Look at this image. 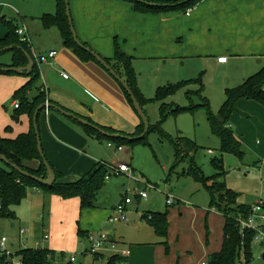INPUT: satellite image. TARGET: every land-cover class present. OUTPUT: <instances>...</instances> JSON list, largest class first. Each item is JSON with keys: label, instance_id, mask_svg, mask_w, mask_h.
<instances>
[{"label": "crops", "instance_id": "0c3cea01", "mask_svg": "<svg viewBox=\"0 0 264 264\" xmlns=\"http://www.w3.org/2000/svg\"><path fill=\"white\" fill-rule=\"evenodd\" d=\"M52 1L48 0L44 8H38L39 20L44 13L56 12L57 0H54L56 8H53ZM70 9L79 38L103 57L114 59L117 39L127 54L134 57L139 53V56L135 55L134 60L143 57L142 49L155 46L165 51L161 58L166 61L174 59L175 63L181 59L211 57L218 67L228 64L231 59L234 61L246 57H263L257 62L258 66L249 63V70L244 66L241 69L245 72L248 70L249 75H254L264 67V0H201L195 7L190 8V15H187V10L140 12L134 10L132 4L125 0H70ZM41 11H44L43 14ZM3 17L17 23L10 15L7 5L0 0V37L7 32ZM23 26L34 55L39 56L51 50L57 51L54 60L39 64L40 85L51 101L81 117L90 118L97 124L124 133H134L141 119L129 103L120 84L106 69L93 60L84 61L79 58L66 46L58 27L43 26L46 30L52 28L57 30L61 36L60 40L47 32L48 35L45 36L51 37L50 40L35 43L25 22ZM23 26L19 27L24 28ZM167 48L173 50L167 51ZM174 48L181 49L186 54H173ZM222 56L227 57L226 62L218 61ZM63 71L68 73V78L62 76ZM242 76L236 78L239 80L236 86L248 78L245 79L243 76V81L240 82ZM28 80L29 77L25 75L20 77L0 73V135L3 137L15 138L18 134L30 130L28 114L21 115L19 120L15 121L11 112L4 108L5 103L13 98L15 91ZM141 91L143 92L142 89ZM13 101L9 107L12 106L14 109ZM244 101L246 100L242 98L235 104L229 125L235 131L243 149L246 146L260 157H264V104L256 100H250L252 103ZM240 111L243 113L242 116L238 113ZM39 123L44 153L53 169L60 174L62 182L80 180L90 173L98 162L116 167L120 163H128L106 160L104 141L107 148H112L113 145L109 146L112 141L89 134L79 122L55 109H45ZM7 127L11 129L7 130ZM253 135L259 137L256 144L250 139ZM123 150L122 146L120 151ZM128 164L132 170L131 164ZM30 165L37 167L39 161H31ZM119 174H111L106 181ZM146 187V184H138V188L143 190ZM46 194L44 198L47 201L42 203L39 212L31 210L27 217L20 211L19 214L15 212V218H8L12 229L16 228L17 223L20 225V234L28 232L25 226L29 227L32 233L34 226L29 219L33 214H39L38 219L41 223L33 230L35 234L22 241L20 249L13 250L7 245V239L5 247L10 254L5 260L0 261V264H22L17 253L27 247L48 248L56 253L64 252L67 254L66 260L71 254L79 255L75 264H96L92 255L87 261L89 254L86 251L89 244L86 236L99 230L111 233L109 235L118 242L119 249L129 248L127 264H178V248L171 247L172 251L166 253L164 237L159 236L147 222L149 219L146 215L156 211L153 203L142 212H138L137 207L130 211L133 204H129L126 220L112 223L109 221L112 210L119 200L121 202L129 195L128 190H121L119 199L110 208L99 207L96 199L95 207L82 209L79 197L65 199L59 195ZM136 197L137 200L142 199L138 194ZM138 202L136 204L133 202L134 206L139 207ZM38 219L33 222L37 223ZM80 231L85 233L83 237ZM46 235L48 238H45ZM222 243L223 239L221 246ZM221 246L208 252L210 254L217 252ZM203 262L204 260L193 264Z\"/></svg>", "mask_w": 264, "mask_h": 264}, {"label": "rangeland", "instance_id": "374dc122", "mask_svg": "<svg viewBox=\"0 0 264 264\" xmlns=\"http://www.w3.org/2000/svg\"><path fill=\"white\" fill-rule=\"evenodd\" d=\"M47 1L2 0L7 5L10 15L20 24L19 26L22 27L24 22L26 23L35 43L50 40L51 37L45 36L48 33L52 37L61 39L60 33L54 28L52 30L44 29L41 20L38 18V8H44ZM52 6L56 8L54 0ZM41 12L43 14L44 11ZM23 27L25 28V26ZM57 34L59 36H54ZM117 43L119 44L118 41ZM159 48L151 46L142 49L141 54L143 57H138L139 59L134 60L135 55L139 56V53L135 54L134 57L131 55L132 62L134 60L133 66L138 75V84L147 98H153L144 106V110L150 124L154 125L161 121L163 104L171 106L167 111L173 110L177 106L182 108L178 112L168 111L161 127L175 140H178L179 137H186L194 141L197 150H192L189 156L187 143L180 141L182 159L178 163L179 165L172 170L175 161L174 147L169 140H162L156 131H152L147 135L149 143L139 142L135 143L134 146L124 145L123 151H120L113 141L112 148H107L106 141H104V158L108 161L128 162L131 164L132 170L130 173L115 175L110 180L105 181L103 188L99 191L96 203L99 207L110 208L119 199V193L123 189L130 191L128 197H133L135 204L139 201V207L134 206V203H132L130 211L137 207L139 208L138 212H142L153 203L156 211L168 212L169 228L167 235L164 236L165 242L169 246V248H166V253L172 251L171 247L178 248V264L200 263L203 260L208 262L210 255L208 251L212 252L216 250L214 248L221 246L225 218L215 205H211L210 192L206 186L183 174V172L188 170L190 160L193 158L207 177L213 176L220 171L216 165H213V160L216 159L218 164L224 168L227 185L238 193L239 203L255 204L260 200L264 201V157H260L246 146H244L245 156L243 158L224 153L221 149L220 139L212 131L207 108L201 106L204 104L203 98H207L210 109L213 113L218 114L226 100V89L235 87L239 81L236 78L239 76L243 75L245 79L252 76L247 73L250 67L249 63L258 66L257 62L263 57H246L234 60L236 63L231 59L228 64L216 67L211 57L194 58L192 60L181 59L177 63H171L174 59L166 61V59L161 58L160 56H164L165 51ZM166 50L171 51L173 49L167 48ZM174 51L173 54H186L181 49L174 48ZM10 58V52L1 55L3 61H9ZM184 61L185 65H183ZM242 66L248 68V70L243 71ZM236 71L238 75H236ZM10 75L24 77V75L19 74ZM200 76L204 84L203 90L201 81L193 82L180 87L174 93L167 95L162 101L155 99L159 89ZM243 76L240 78V82L243 81ZM198 90H202V92L198 93ZM244 99L246 100L245 103H252L250 102L252 99ZM13 100L15 99L11 97L4 105L5 110L11 112V114L14 109L9 106ZM238 113L240 116L243 114L242 111ZM258 138L257 135H253L250 139H253L254 144H256ZM141 183L147 185L148 199L137 200L136 195L143 190L138 188V184ZM150 185L154 187L150 188ZM136 188L138 189L137 194L134 193ZM39 190L35 192L33 190L28 191L25 198L19 204L12 206L11 210L18 214L21 211L27 217H29L31 210L39 212L42 203L47 201L44 195L46 193L53 194ZM168 197L174 199L172 205L167 204ZM38 215V213L33 214L29 219L32 226H34L32 233L29 227L25 226L24 228L28 232L24 234H20L18 223L16 228L12 229L8 218H0V241L3 237H6L8 239L7 245L13 250L20 249L22 241H26L27 238L35 234L33 230L37 228L38 223L40 225L41 220L38 219ZM35 219H38L37 223L33 222ZM147 222L153 227L148 220ZM153 229L155 230L154 227ZM104 232L111 235L107 231ZM81 251L82 249L79 253ZM177 253L178 251H176ZM263 256L264 246L253 243V257L248 264H264ZM91 257L89 254L87 261ZM240 264H246L243 257Z\"/></svg>", "mask_w": 264, "mask_h": 264}, {"label": "trees", "instance_id": "16d2710c", "mask_svg": "<svg viewBox=\"0 0 264 264\" xmlns=\"http://www.w3.org/2000/svg\"><path fill=\"white\" fill-rule=\"evenodd\" d=\"M129 1L134 10L140 12H163L171 10H183L186 11L190 8L195 7L201 0H189L183 3L185 0H125ZM149 2L158 3L162 5H150ZM73 18V17H72ZM40 20L45 28L58 27L66 46L71 48L79 58L84 61L93 60L99 63L90 52L79 47L72 36L68 17L66 15V4L65 0H57V9L55 13H44ZM3 23L7 27V32L0 37V49L8 46H13L12 49L6 50L0 54V67L4 66H15V67H26L29 63L26 56L28 52L33 60L34 67L29 77V80L15 91L13 99L19 101V107L15 108L12 113V118L18 121L20 116L28 114L30 118V130L18 134L15 138H7L0 135V153L8 159L11 164L5 163L0 159V218H15V212L11 210L12 206L19 204L27 195L29 188L41 189L44 192L53 193L59 195L65 199L79 197L81 200V207L91 208L95 207V201L99 194V191L103 188L106 176L110 172L109 165L103 162H98L94 169L82 177L76 182H62L60 181L61 176L56 171V181L52 186L42 184L39 180L34 179L32 176H37L40 179H46L50 172L43 162L41 155L39 154L37 147V138L34 129V114L37 107L46 101H51L44 88L40 85V67L37 60V55H34L30 40H22L21 35L18 33L19 25L13 21L2 18ZM79 37V36H78ZM81 40V38H79ZM81 42L89 47L88 43L81 40ZM10 52L11 60L5 62L1 60V55ZM105 60L115 69V71L123 77L133 90L136 98L141 103L143 109L144 106L153 100L147 98L141 91L138 84V75L133 66L132 56L127 54L115 40V56L114 59L103 57ZM114 62V63H113ZM100 64V63H99ZM101 65V64H100ZM103 67V65H101ZM105 69V67H103ZM108 71V70H107ZM109 72V71H108ZM2 74H17L15 72H3ZM110 73V72H109ZM115 79V78H114ZM201 81V76L195 79L184 80L176 84L170 85L169 87L159 89L156 93L155 99L162 101L167 95L174 93L180 87L185 84H192L193 82ZM125 92V95L129 103L134 108L133 102L130 95L123 88L122 84L117 81ZM264 67L256 74L247 78L244 83L236 87L227 88L225 91L226 100L221 106L218 114L213 113L210 109V103L207 98H203L204 106L207 108V113L213 133L220 139L221 149L224 153H230L243 158L245 156V150L241 142L236 138V133L229 125L231 115L234 111L235 104L242 98L252 99L264 104ZM201 87L203 90L204 84L201 81ZM202 90H198L201 93ZM189 94V93H188ZM55 103V102H53ZM57 104V103H55ZM171 106L163 104L161 113V121L157 124L151 125L149 132L143 138H135L144 131V124L141 121L136 127L134 133H124L113 129L112 127L103 126L95 123L90 118H85L90 122L100 126L109 133H119L122 136L112 138L99 132L98 130L83 125L89 134L95 135L100 138H107L113 141L118 146H134L135 143H149L147 135L156 131L159 133L162 140L167 139L171 142L175 151V161L172 166V170L178 166L181 158V143L186 142L187 152L190 156L191 151L197 150V145L194 141L186 138L179 137L178 140L172 138L167 134L161 127L162 122L166 118L167 112H178L182 110L180 107H175L173 110H168ZM67 110V109H66ZM135 110V109H134ZM43 109L38 118V125H40V117ZM69 111V110H68ZM75 120V119H74ZM78 122V121H77ZM11 129L7 127V130ZM39 161L37 167L31 166V161ZM13 165H18L21 169L29 172L31 176L21 174L19 171L14 169ZM213 165L219 168V173L213 176L207 177L201 170V168L195 163L192 158L190 160V166L188 170L184 171L183 174L192 177L195 181L203 183L210 192L211 205H215L218 211L225 218L224 223V236L221 249L217 252L209 255L208 262L206 264H240L241 258H244V262L248 264L253 257V235L254 232L246 231L244 235L241 233L240 224L237 217L242 215L244 218H248L252 212L253 204L239 203L238 193L227 185L225 180V171L222 166L218 164L216 159L213 160ZM264 211V201H263ZM148 221L155 228L156 233L159 236H166L168 233V212L154 211L151 214L146 215ZM80 235L83 237L84 232L80 231ZM89 234V233H88ZM87 239V236H86ZM166 247L169 248L165 242ZM1 247V246H0ZM6 248V247H5ZM1 251V248H0ZM22 264H75L70 260H66L67 254L61 252L56 253L48 248H31L27 247L20 250L17 253ZM7 258L5 252L0 253V261ZM97 258V257H96ZM121 260V257L114 255L110 257L108 264H117ZM243 262V261H242Z\"/></svg>", "mask_w": 264, "mask_h": 264}, {"label": "built area", "instance_id": "2783aa9c", "mask_svg": "<svg viewBox=\"0 0 264 264\" xmlns=\"http://www.w3.org/2000/svg\"><path fill=\"white\" fill-rule=\"evenodd\" d=\"M191 9L187 10V15H190ZM18 33L21 35L22 40H28V36L26 35L25 28H19ZM57 51L51 50L48 53L37 55V60L39 63H46L48 61L54 60L56 58ZM219 62H226L227 57L222 56L218 58ZM64 78H68L69 75L66 72H61ZM19 101L15 99L13 101V106L15 108L19 107ZM109 146H112V143H109ZM118 149H122V146L118 147ZM110 172L107 174L106 179H109L111 174H119L120 172L131 171V167L128 163H120L117 167L114 165H109ZM153 185H150V188ZM154 187V186H153ZM138 189L134 190V193L137 194ZM130 192V191H128ZM138 195L142 199L148 198L147 187L145 190H141ZM134 202L133 197L126 196L120 203H118L112 210L111 216L109 217V221L112 223H117L120 221L126 220V211L127 205L132 204ZM174 203V199L172 197H168L167 204L172 205ZM263 200L258 201L257 203L252 205V212L248 218H244L242 215L238 216V222L240 224L241 233L244 235L246 231H253V243H258L264 246V211H263ZM48 238V235L45 236ZM6 237H3L0 242V248L2 252H5L6 255H9V251L5 248ZM88 241V250L86 253L94 256V262L96 264H108L110 257L114 255H118L121 257V260L117 264H127L126 257L129 256L130 250L129 248H118V242L114 240L109 234L105 233L102 230L90 232L87 235ZM97 257V258H96ZM71 262H77L76 254H72L70 259ZM99 261V262H98ZM201 264H206L204 261Z\"/></svg>", "mask_w": 264, "mask_h": 264}, {"label": "water", "instance_id": "95a60500", "mask_svg": "<svg viewBox=\"0 0 264 264\" xmlns=\"http://www.w3.org/2000/svg\"><path fill=\"white\" fill-rule=\"evenodd\" d=\"M143 1V0H142ZM189 0H185L183 3L187 2ZM65 4H66V15L68 17V21H69V25H70V30L72 32V36L73 39L75 41V43L85 49L86 51L90 52L92 56H94L96 58V60L103 65V67H105L106 70H108L110 72V74L117 80L119 81L123 88L127 91V93L130 95L131 100L133 102L134 105V109L137 113V115L139 116V118L141 119V121L144 124V131L139 135L136 136L135 138H143L150 130V122L149 119L147 117V114L145 112V110L143 109L141 103L139 102V100L136 98V95L134 94L133 90L131 89V87L129 86L128 82L120 76V74H118L115 69H113V67L105 60V58H103V56H101L99 53L95 52L94 50H92L90 47H87L86 45H84L81 40L78 37V33L76 31L75 25H74V21L72 18V14H71V9H70V0H65ZM148 4L150 5H162V4H158V3H152L149 2ZM13 46H8V47H4L2 49H0V54L3 53L6 50H10L12 49ZM26 56L28 58V65L26 67H15V66H4V67H0V71L3 72H15L19 75H30L33 67H34V60L32 58V56L26 52ZM171 63H175V60H172ZM43 109H55L57 111H59L60 113H62L63 115L70 117L72 119H75L76 121H78L79 123L86 125V126H90L96 130H98L99 132H101L102 134L106 135V136H110L112 138H117V137H121L122 135L119 133H109L107 131H105L103 128H101L100 126L90 122L89 120L85 119L84 117H81L75 113H73L72 111H68L65 108L50 102V101H46L41 103L34 114V129H35V134H36V138H37V147H38V151L39 154L41 155L44 164L46 165V167L48 168L50 174L46 179H40L37 176H32L34 179L39 180L42 184L47 185V186H52L55 181H56V172L53 169V167L51 166V164L49 163V161L47 160V157L44 153L43 150V146H42V141H41V135H40V128L38 125V118H39V114ZM0 159L3 160L5 163L7 164H11V162L6 159L4 157L3 154L0 153ZM14 169H16L17 171H19L21 174L26 175V176H31V174L23 169H21L18 165H13ZM264 257V256H263Z\"/></svg>", "mask_w": 264, "mask_h": 264}]
</instances>
